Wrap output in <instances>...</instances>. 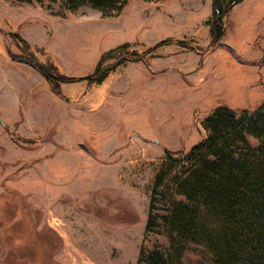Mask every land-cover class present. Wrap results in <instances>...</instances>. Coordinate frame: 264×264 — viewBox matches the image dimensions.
Here are the masks:
<instances>
[{
  "label": "rangeland",
  "instance_id": "rangeland-1",
  "mask_svg": "<svg viewBox=\"0 0 264 264\" xmlns=\"http://www.w3.org/2000/svg\"><path fill=\"white\" fill-rule=\"evenodd\" d=\"M227 14L214 39L213 0H127L110 16L88 5L71 12L56 0H0V44L8 56L74 78L53 81L35 67L50 85L49 133L22 136L0 123L9 143L0 144V264H136L141 247L167 246L159 226L145 229L165 149L188 152L206 136L202 121L228 101V90L214 81L231 74L229 56L264 61L263 21L239 26L235 12ZM22 35L41 42L35 48L45 58L38 60ZM256 50L260 56L249 61ZM105 68L101 81L82 78ZM75 82H86L81 99L107 83L105 98L98 105L90 97L70 101L61 86ZM256 101L226 106L240 112ZM154 205L153 215L165 213L161 196ZM206 255L191 245L184 263L209 264Z\"/></svg>",
  "mask_w": 264,
  "mask_h": 264
},
{
  "label": "trees",
  "instance_id": "trees-1",
  "mask_svg": "<svg viewBox=\"0 0 264 264\" xmlns=\"http://www.w3.org/2000/svg\"><path fill=\"white\" fill-rule=\"evenodd\" d=\"M56 1L71 12L88 5L110 16L119 13L127 0ZM239 1L213 0L214 39L222 36L221 18ZM39 68L50 80H74L51 73L53 66L48 71ZM107 69L82 78L101 81ZM202 126L206 136L188 152L164 151L145 229L159 226L168 244L141 247L136 264H185L191 245L207 252L209 264H264V102L253 111L240 112L219 105ZM157 196L164 199L165 213L153 215Z\"/></svg>",
  "mask_w": 264,
  "mask_h": 264
},
{
  "label": "crops",
  "instance_id": "crops-1",
  "mask_svg": "<svg viewBox=\"0 0 264 264\" xmlns=\"http://www.w3.org/2000/svg\"><path fill=\"white\" fill-rule=\"evenodd\" d=\"M241 2H243V0L232 6L226 16L228 17L229 14L235 12L234 18L236 23H239V26H242V23L248 22V20H252L259 22L263 21L262 26L264 28V0H255V3L252 4L250 9L245 7L239 9L238 6ZM22 38L26 44L30 46V51L38 60H41L42 57L45 58V50L41 52L35 48V46H39L40 48V46L43 45L41 42L33 43L34 41L32 42V40L25 38L23 35ZM11 50H14L13 47H11ZM0 51L2 52L0 58V123L4 122V124L10 125L11 128L16 129L22 136L26 134L25 136L35 137L42 133H49L51 119L48 118L45 120V116H49L51 112L52 98L50 85H46L45 82L42 81L41 78L43 76L38 73L35 67L10 58L6 52V48L1 44ZM17 51L18 50H15L14 52ZM210 54L207 56L206 60L209 59ZM260 54L261 51L256 50L253 56L254 58L250 57L249 61L253 62L252 59H255L258 55L260 56ZM51 58L54 64L58 66V68H61L59 60L53 56ZM229 58L231 65H234L232 66L231 74L228 77L224 75V77L216 79L214 82L218 84L215 88L219 87L223 88L222 90H228L225 96V98H228L226 105H229L232 100L247 101L248 99L256 98L257 107L261 102H264V91H262L264 89V76L260 73V67L263 66L264 61L261 64H258V62L253 64L246 63L248 59H244L245 61H236L232 56H229ZM208 64L210 67V63ZM204 70H208L207 65L204 66ZM74 84V87L61 86L63 94L66 98H69L70 101H86L88 97H90L94 102L96 101V103L93 104L98 105L101 100L105 98L107 83L96 86L93 85L91 87V92H87L85 98L83 97L82 99L78 98V96L86 88V82L84 84L75 82ZM64 85H66V83H64ZM250 87H254L253 93H243V89ZM225 103L226 102H220L217 106L225 105ZM102 105L103 103L100 107ZM256 107L244 109L253 111ZM0 129V144L9 148V143L2 133L3 130L1 126Z\"/></svg>",
  "mask_w": 264,
  "mask_h": 264
},
{
  "label": "water",
  "instance_id": "water-1",
  "mask_svg": "<svg viewBox=\"0 0 264 264\" xmlns=\"http://www.w3.org/2000/svg\"><path fill=\"white\" fill-rule=\"evenodd\" d=\"M13 59H15L17 61H21V62L27 63V64H30L33 67L39 66V67L43 68L44 70L48 71V68L44 64L38 63L36 61H32V60H30L29 58H27L25 56H18V57L13 58Z\"/></svg>",
  "mask_w": 264,
  "mask_h": 264
}]
</instances>
